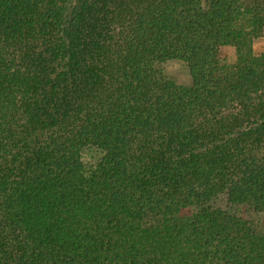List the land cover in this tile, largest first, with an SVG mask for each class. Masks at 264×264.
I'll return each mask as SVG.
<instances>
[{
	"label": "trees",
	"instance_id": "16d2710c",
	"mask_svg": "<svg viewBox=\"0 0 264 264\" xmlns=\"http://www.w3.org/2000/svg\"><path fill=\"white\" fill-rule=\"evenodd\" d=\"M261 37L264 0H0V264H264Z\"/></svg>",
	"mask_w": 264,
	"mask_h": 264
},
{
	"label": "rangeland",
	"instance_id": "374dc122",
	"mask_svg": "<svg viewBox=\"0 0 264 264\" xmlns=\"http://www.w3.org/2000/svg\"><path fill=\"white\" fill-rule=\"evenodd\" d=\"M254 48L257 53L264 52V37L258 38L254 43ZM227 55L230 59L234 57V50L232 48L227 49ZM164 71L169 76L174 78L179 83L189 84L190 74L188 67L184 61L171 60L164 65ZM83 162L87 171L92 170L101 158V152L96 148H87L83 152ZM222 196L218 199L221 201ZM253 221L256 223L258 230L264 232V212L253 213L250 212Z\"/></svg>",
	"mask_w": 264,
	"mask_h": 264
}]
</instances>
